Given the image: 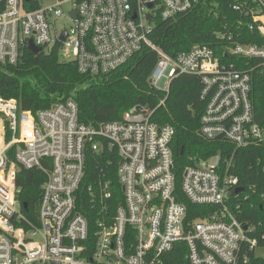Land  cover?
I'll return each instance as SVG.
<instances>
[{
    "label": "built area",
    "instance_id": "1",
    "mask_svg": "<svg viewBox=\"0 0 264 264\" xmlns=\"http://www.w3.org/2000/svg\"><path fill=\"white\" fill-rule=\"evenodd\" d=\"M34 0H0V65L16 64L31 42L40 50L59 46L61 59L78 71L102 75L124 64L142 46L158 55L150 84L165 97L174 78H200L203 111L197 134L235 148L264 143V125L253 118L249 59L264 67V0H234L261 42L245 43L233 32H220L225 62L207 45L170 56L150 35L157 19L167 20L201 0H52L35 9ZM64 40H61L63 33ZM152 109L133 106L119 120L86 124L74 100L32 112L0 97V264H164L177 243L187 247V264H251L250 253L264 250L230 210L237 177L221 152L183 167L181 191L195 205L217 210L189 219L178 200L171 142L175 129L152 120ZM14 148L13 160L7 152ZM114 150L121 199L114 206L110 180L83 185L86 157ZM19 167L44 175L35 220L17 199ZM89 196L97 219L80 210ZM231 202V201H230ZM264 239V232L261 234ZM264 255L263 253H257Z\"/></svg>",
    "mask_w": 264,
    "mask_h": 264
},
{
    "label": "trees",
    "instance_id": "2",
    "mask_svg": "<svg viewBox=\"0 0 264 264\" xmlns=\"http://www.w3.org/2000/svg\"><path fill=\"white\" fill-rule=\"evenodd\" d=\"M233 1L201 0L191 10L174 18L157 19L150 40L170 56L188 51L194 45H207L221 60L231 62L235 59L226 55L225 42L218 33H241L242 36L237 37L241 42H261L256 31L246 26L248 19L233 10ZM24 6L30 10L39 5L34 0ZM157 60V53L144 45L118 68L92 76L80 73L74 62L62 60L58 45L37 53L26 48L16 64L0 65V97L16 100L21 108L32 112L72 99L77 104L79 120L86 124L119 120L133 106L154 110L153 121L169 123L175 129L171 142L173 172L178 200L186 206L188 218H203L218 207L195 205L187 200L180 186L182 169L191 164L189 158L205 160L219 151L222 167L226 166V159L230 160L228 172L237 177V188L242 189L232 193L230 210L243 226L253 227L250 237L257 238L259 246L264 247L261 238L264 232V143L235 148L221 141L201 138L196 132L203 111L202 83L194 74L174 78L164 103L158 105L165 94L149 82ZM258 63L256 59L246 60L244 68L251 69L254 121L264 125V67ZM14 150L11 148L7 152L9 160H13ZM117 159L114 150L88 154L83 178L84 186L98 178L110 180L115 192L114 207L121 199ZM43 181L44 175L37 169L19 167L17 170V199L22 207L26 204L22 211L29 220L36 219ZM80 203V210L94 224L97 214L86 193ZM186 254L185 243H177L165 256L164 264H187ZM250 258L251 264H264V255L251 252Z\"/></svg>",
    "mask_w": 264,
    "mask_h": 264
},
{
    "label": "water",
    "instance_id": "3",
    "mask_svg": "<svg viewBox=\"0 0 264 264\" xmlns=\"http://www.w3.org/2000/svg\"><path fill=\"white\" fill-rule=\"evenodd\" d=\"M25 1H28V0H25ZM65 34H66V33L64 32L63 35L61 36V40H64V38H65ZM28 49H29L31 52H33V53H37L38 51H40V48L34 46L31 42H30L29 45H28ZM239 191H242V189H241V188H237V189H236V192H239ZM23 208L26 209V204H23Z\"/></svg>",
    "mask_w": 264,
    "mask_h": 264
},
{
    "label": "rangeland",
    "instance_id": "4",
    "mask_svg": "<svg viewBox=\"0 0 264 264\" xmlns=\"http://www.w3.org/2000/svg\"><path fill=\"white\" fill-rule=\"evenodd\" d=\"M42 2V5H46V4H48L49 2H51L52 0H41ZM216 154V153H215ZM212 156V155H211ZM210 156V157H211ZM264 252V250H260V251H257V253H263Z\"/></svg>",
    "mask_w": 264,
    "mask_h": 264
}]
</instances>
